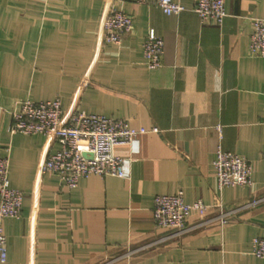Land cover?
<instances>
[{"label":"crops","instance_id":"1","mask_svg":"<svg viewBox=\"0 0 264 264\" xmlns=\"http://www.w3.org/2000/svg\"><path fill=\"white\" fill-rule=\"evenodd\" d=\"M181 2L186 9L169 15L139 0H0V152L24 193L22 215L3 220L0 264H264L253 253L264 237V57L250 51L264 0H226L222 22L202 20L196 0ZM112 6L134 17L120 44L101 37ZM151 28L165 41L155 69L144 55ZM27 98L147 129L116 147L127 175L93 174L69 188L41 173L60 145L11 130ZM219 144L251 162V185L219 188ZM175 193L209 204L181 231L154 214L156 195ZM219 202L233 210L225 224Z\"/></svg>","mask_w":264,"mask_h":264},{"label":"built area","instance_id":"2","mask_svg":"<svg viewBox=\"0 0 264 264\" xmlns=\"http://www.w3.org/2000/svg\"><path fill=\"white\" fill-rule=\"evenodd\" d=\"M141 3H155L166 14H178L186 9L181 0H139ZM226 0H196L194 10L202 20L222 22L226 17ZM253 32L250 51L264 57V17H253ZM135 30L132 14L110 7L101 25V37L105 43L120 44ZM165 51L164 38L154 28L144 42V55L150 69L158 68ZM13 132L32 134L41 132L47 136L49 144L59 143L60 147L49 153L40 165L41 173L57 174L66 186L75 188L81 178L93 174L125 177L126 158L116 153V147L136 141L145 128L131 127L126 118L79 110L65 114L60 98L49 100L22 99L13 111L11 124ZM218 185L223 189L230 185H251L253 166L242 155L226 150L221 144L216 149L213 161ZM24 193L12 185L10 179V158L0 152V259L8 256L7 235L3 220L22 215ZM220 220L229 221L222 202ZM209 204L198 199L192 203L185 201L182 193L158 194L155 197L154 214L157 224L164 227L186 229L188 217L193 212L203 216ZM253 253L264 258V237H255Z\"/></svg>","mask_w":264,"mask_h":264}]
</instances>
